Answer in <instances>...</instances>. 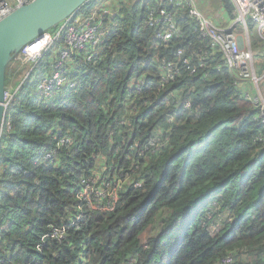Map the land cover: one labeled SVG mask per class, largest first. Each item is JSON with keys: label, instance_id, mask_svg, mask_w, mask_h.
<instances>
[{"label": "trees", "instance_id": "1", "mask_svg": "<svg viewBox=\"0 0 264 264\" xmlns=\"http://www.w3.org/2000/svg\"><path fill=\"white\" fill-rule=\"evenodd\" d=\"M219 2L233 22L231 1ZM155 3L109 10L96 46L70 58L73 88L37 94L36 74L13 96L0 137V264H264L257 109L185 9L165 6L179 31L157 38L146 24ZM160 60L179 69L165 86ZM257 67L263 75L264 57ZM85 182L107 194L84 198Z\"/></svg>", "mask_w": 264, "mask_h": 264}, {"label": "built area", "instance_id": "2", "mask_svg": "<svg viewBox=\"0 0 264 264\" xmlns=\"http://www.w3.org/2000/svg\"><path fill=\"white\" fill-rule=\"evenodd\" d=\"M32 1L34 0H0V20L14 9ZM230 1L234 7L235 19L229 28L222 29L217 26L210 17L199 10L195 0H156L154 6L149 9L146 24L161 28L157 38L166 43L178 34L179 29L175 21V12L167 10L165 6L171 9H185L188 17L194 22L200 39L207 41L211 50L218 51L225 66L235 72L237 88L243 99L255 106L257 109L255 119L264 126V97L260 90V82L264 74L260 75L256 71L257 56L253 52L252 41L248 34V30H253L255 40L260 41L264 47V0ZM109 2V0H99L89 14H75L55 29L44 32L40 38L24 46L14 55L11 61L12 68L7 70L8 81L3 96L5 110L21 84L36 74L40 76L35 85L37 94L48 95L54 91L74 87L68 67L70 58L74 52L82 51L89 45L96 46L101 36V20L109 14L107 6ZM248 24L253 28L249 29ZM235 25L240 26L244 36H237L234 33ZM58 44L60 45L53 57L49 53H52ZM180 55V51L176 53L177 57ZM159 64L163 71L161 85L165 86L173 82L179 73L178 65L165 60H160ZM188 64L189 61L184 60V65ZM26 65H29L28 69L24 68ZM39 65L42 68H37ZM258 140L264 142V133L258 137ZM156 142V139L152 140L150 146L157 149ZM117 186L118 188L110 193L112 201L117 196L116 190L120 189L119 183ZM99 190L101 192L92 183L85 182L81 194L88 200L91 193L96 198H103L107 191L102 188ZM62 236V232L55 234L58 238ZM218 264H232V258L227 256Z\"/></svg>", "mask_w": 264, "mask_h": 264}, {"label": "water", "instance_id": "3", "mask_svg": "<svg viewBox=\"0 0 264 264\" xmlns=\"http://www.w3.org/2000/svg\"><path fill=\"white\" fill-rule=\"evenodd\" d=\"M91 0H34L0 20V137L6 110L5 77L9 64L24 46L55 29Z\"/></svg>", "mask_w": 264, "mask_h": 264}, {"label": "rangeland", "instance_id": "4", "mask_svg": "<svg viewBox=\"0 0 264 264\" xmlns=\"http://www.w3.org/2000/svg\"><path fill=\"white\" fill-rule=\"evenodd\" d=\"M137 1H143V0H137ZM199 10L205 14L206 16L210 17L213 22L216 24V25H221L220 28L222 29H225V28H228L229 26H231V24H233V22H227V17L225 15V13L223 12L222 8H221V5H220V2L219 0H195ZM235 29H234V33L237 35V36H244V33L242 31V29L240 28V26L238 25H235ZM253 28V27H252ZM251 28V29H252ZM248 34L250 36V39L252 41V45L254 44L255 46H257L256 43H258V45L260 46H257L256 49H259L261 48V42L260 41H256L255 40V36H254V32L253 30H248ZM252 35V36H251ZM263 47V46H262ZM264 48V47H263ZM255 49V50H256ZM257 64H258V61H256V71L258 74H260L259 72V68L257 70ZM29 68V65H26L24 66V68ZM12 68V63H10V65L8 66V71L9 69ZM263 79V78H262ZM6 82H7V78H6ZM263 80H261L260 82V90H261V94L262 96L264 97V84L262 83ZM16 83V82H15ZM101 192V190H98Z\"/></svg>", "mask_w": 264, "mask_h": 264}, {"label": "crops", "instance_id": "5", "mask_svg": "<svg viewBox=\"0 0 264 264\" xmlns=\"http://www.w3.org/2000/svg\"><path fill=\"white\" fill-rule=\"evenodd\" d=\"M109 1H110V2L107 4V6H109V7H108L109 10L114 9L115 6L118 7V1H119V0H109ZM120 1H121V0H120ZM217 26H220V27H221V25H217ZM229 27H230V26H229ZM229 27H228V28H229ZM256 44H257V46H259L258 43H256ZM257 46H255V45L253 44V52H254V54L257 56V60H256V61H259L260 58L264 57V48L261 46V48L256 49ZM259 47H260V46H259ZM255 49H256V50H255Z\"/></svg>", "mask_w": 264, "mask_h": 264}]
</instances>
